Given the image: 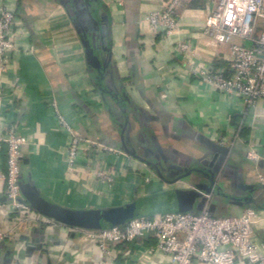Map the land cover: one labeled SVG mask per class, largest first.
Here are the masks:
<instances>
[{
	"label": "crops",
	"instance_id": "crops-1",
	"mask_svg": "<svg viewBox=\"0 0 264 264\" xmlns=\"http://www.w3.org/2000/svg\"><path fill=\"white\" fill-rule=\"evenodd\" d=\"M64 1L66 6L61 0H0V9L15 14L11 29L15 48L0 70V137L13 126L26 138L19 184H30L41 198L71 210L121 207L176 187L195 190L201 197L187 212L197 214L207 207L211 215L224 217L253 209V234L264 254V161L246 156L249 144L264 148V99L249 107L237 95L202 84L188 75L174 53V44L187 40L205 66L225 64L228 46H212L202 35L214 0L184 4L178 12L179 27L168 37L145 22V16L160 10L166 0H99L102 8L97 15L107 16L111 64L122 87L118 92L128 95L134 109L131 140L136 143L135 135H144L158 150L150 139L153 136L162 154L193 168L197 165L188 158L202 156L203 146L196 136H203L229 149L218 169L216 186L233 194L238 176L246 184L258 185L254 206L228 205L225 211L213 195L207 200L204 195L208 193L194 187L199 181L208 183L203 173L169 185L153 168L121 149L117 124L93 83L95 71L87 65L71 6ZM63 123L114 152L87 147L71 168L67 161L71 138ZM6 157V145L0 143V174L6 170ZM205 159L203 172L213 169L208 165L212 156ZM99 170L111 180L98 177ZM4 191L5 182L0 179V235H4L0 264H106L96 241L88 237L95 230L56 222L31 208L22 218L8 209ZM155 246L156 239L145 236L135 243L110 247V255L115 262L125 263L152 252ZM144 259L145 264L167 261L157 252L144 254Z\"/></svg>",
	"mask_w": 264,
	"mask_h": 264
},
{
	"label": "built area",
	"instance_id": "built-area-1",
	"mask_svg": "<svg viewBox=\"0 0 264 264\" xmlns=\"http://www.w3.org/2000/svg\"><path fill=\"white\" fill-rule=\"evenodd\" d=\"M190 1L166 0L160 10L145 16V22L151 30L168 37L179 27V9ZM14 20L12 11L0 9V70L7 65L8 52L15 48L11 34ZM202 35L212 46H228V56L222 67L205 66L198 60L195 46L180 40L174 44V53L184 62L188 75L225 95L239 96L249 107L264 99V0H214L213 8L205 16ZM234 38L239 42H234ZM63 124L71 138L67 155L71 168L87 147L114 152L113 148L83 137ZM0 143L6 145L7 153L6 170L0 179L5 182L8 209L24 218L30 207L21 196L19 175L26 138L8 126ZM246 156L252 161H264V148L249 144ZM97 175L111 180L103 170ZM204 196L207 200L211 198L210 194ZM255 217L251 208L240 216L217 217L205 207L197 214L169 212L134 218L124 227L95 230L88 237L96 241L106 264H145L144 254L154 252L167 258L164 264H264V254L253 234ZM145 236L156 239L152 252L140 253L138 258L125 263H117L111 257L110 247L135 243Z\"/></svg>",
	"mask_w": 264,
	"mask_h": 264
},
{
	"label": "water",
	"instance_id": "water-1",
	"mask_svg": "<svg viewBox=\"0 0 264 264\" xmlns=\"http://www.w3.org/2000/svg\"><path fill=\"white\" fill-rule=\"evenodd\" d=\"M65 4L64 0H61ZM99 0H67L71 6L72 22L79 34L82 43L87 65L96 72V79L98 81V90L100 94L107 95L112 104H109L105 97L102 100L104 106L107 108L110 115L117 114L119 118L118 134L121 142V149L129 156L136 160L143 162L153 168L157 175L169 185H174L179 181L189 178L191 175L203 173L208 183L199 181L194 184V187L202 192L214 196V202L220 204L222 210L225 211L228 205H255L253 192L257 188V184H246L238 176V182L234 185L235 193H225L217 184V173L221 164L228 156L229 149L225 146L213 142L203 136H196V139L201 142L203 146L202 156L198 158H188L191 163L196 164L197 167L185 168L181 162L172 164L165 159V165L160 166L146 160L144 157L137 154L135 148L132 146L131 138L133 136V122L130 119L134 118L135 114L131 111L132 104L127 94L119 93L121 85L117 88L114 85L112 71L114 66L111 64V51L105 47H101V34L109 32L104 25L107 22V16L101 14L97 16V11L94 4H98ZM104 30V32H103ZM107 30V31H106ZM110 37V36H109ZM101 50V52H100ZM108 50V51H106ZM106 51V52H105ZM108 77L106 78V76ZM105 83L104 86L103 84ZM110 86V87H109ZM116 109V112H115ZM155 141L159 148L155 137L150 138ZM207 155H211L212 159L208 162L212 166V170L203 172L202 165L207 164L205 159ZM20 191L29 207L38 214L52 219L56 222L75 226L90 230H102L104 224L109 226H117L118 223H125L128 221L130 214L133 211L132 205H123L121 207L106 208L100 210H71L54 205L45 199L41 198L37 191L30 184H19ZM171 192L173 195H171ZM201 197L199 192L195 190H185L182 188H174L173 191L163 192L162 195L152 194L144 198V204L151 208L163 209V207L173 205L177 212H187L193 208L196 201ZM223 200H226L224 202ZM160 213V212H157Z\"/></svg>",
	"mask_w": 264,
	"mask_h": 264
},
{
	"label": "trees",
	"instance_id": "trees-1",
	"mask_svg": "<svg viewBox=\"0 0 264 264\" xmlns=\"http://www.w3.org/2000/svg\"><path fill=\"white\" fill-rule=\"evenodd\" d=\"M94 5L96 7V11H97L98 8H102L101 2H99L98 4H94ZM104 25H106V28L108 30V23L106 22ZM103 32H104V30H103ZM101 39H102V41H101V47H105L107 49H110V37L106 33H104V34H101ZM106 51H108V50H106ZM100 52H101V50H100ZM91 76H92L93 83L95 84L96 88L98 89V81L96 79V72H94V74L92 73ZM112 76H113V79H114V85L117 86L118 84H120L119 80L116 81V79L114 77L115 74H114L113 71H112ZM107 77H108V75L106 76V78ZM103 85L104 86H107V85H105V83ZM103 96L105 97L106 101L109 103V100L108 99H110V98L107 95H103ZM103 104H104V102H103ZM131 110L134 111L133 108H131ZM110 116H111L112 121L114 123H116V120H117L116 117H117V115H113V116L110 115ZM158 195H162V193L161 194H158ZM171 195H173L172 192H171ZM144 203L145 202H144L143 199L135 201L132 204L133 211L130 214L128 221L125 222V223H118L117 226L118 227H124L130 220H132L134 218H138V217L150 218V217H152L155 214H163V213H169V212H177L176 209H175V207L173 205H170L169 207L165 206V207H163V209L162 208L161 209H157V208L148 207ZM157 212H160V213H157ZM110 227H112V226H109L107 224H104V229L110 228Z\"/></svg>",
	"mask_w": 264,
	"mask_h": 264
},
{
	"label": "flooded vegetation",
	"instance_id": "flooded-vegetation-1",
	"mask_svg": "<svg viewBox=\"0 0 264 264\" xmlns=\"http://www.w3.org/2000/svg\"><path fill=\"white\" fill-rule=\"evenodd\" d=\"M116 123L117 124L119 123V118H117ZM135 138L137 139V142L134 143V141L131 140L132 146L135 148L137 154L144 157L146 160H149L152 163L160 165V166L162 163L160 160L164 162L167 157L169 161L170 160H172V162L175 161L174 156L172 155L168 156V154L160 153L159 150H157L154 146H152L153 145L152 143L147 141L144 135L142 136L141 134H137L135 135ZM175 162H178V161H175Z\"/></svg>",
	"mask_w": 264,
	"mask_h": 264
},
{
	"label": "rangeland",
	"instance_id": "rangeland-1",
	"mask_svg": "<svg viewBox=\"0 0 264 264\" xmlns=\"http://www.w3.org/2000/svg\"><path fill=\"white\" fill-rule=\"evenodd\" d=\"M234 42L238 43L239 41L237 39L234 38ZM155 194H159L158 192H156ZM133 203L130 202L128 205H132Z\"/></svg>",
	"mask_w": 264,
	"mask_h": 264
}]
</instances>
